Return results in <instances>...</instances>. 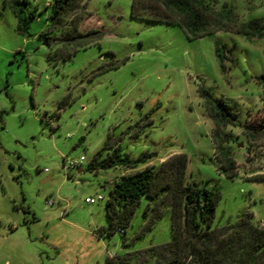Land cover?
Returning a JSON list of instances; mask_svg holds the SVG:
<instances>
[{"label": "rangeland", "instance_id": "rangeland-1", "mask_svg": "<svg viewBox=\"0 0 264 264\" xmlns=\"http://www.w3.org/2000/svg\"><path fill=\"white\" fill-rule=\"evenodd\" d=\"M26 1L25 13L35 15L21 34L13 7L0 0V264H108L110 254L171 240V198L142 236L135 237L151 214L148 197L126 228L127 243L117 231L96 234L108 226L109 179L119 168L95 172L86 165L108 140L132 158L155 151L149 165L185 153L186 178L221 192L212 228L244 212L264 227V180L256 179L264 176V88L257 78L264 76V37L221 30L189 39L178 25L135 17L132 0H81L79 29L103 36L65 57L41 35L52 0ZM203 1L215 10L231 6L240 22H264V0ZM153 4L146 0L148 14L160 10ZM216 43L229 49L223 66ZM201 89L236 113V125L219 129L229 136L223 145L235 162L232 177L216 159ZM244 124L253 128L246 132ZM98 194L104 198L85 202ZM130 264L156 259L133 257Z\"/></svg>", "mask_w": 264, "mask_h": 264}, {"label": "trees", "instance_id": "trees-1", "mask_svg": "<svg viewBox=\"0 0 264 264\" xmlns=\"http://www.w3.org/2000/svg\"><path fill=\"white\" fill-rule=\"evenodd\" d=\"M7 2L16 13L17 31L25 34L34 18V11L25 13L22 4L26 0ZM80 5L81 0H52L48 24L41 31L44 43L58 45L65 57L80 47L98 42L103 36L99 29L92 28L86 32L79 29L85 15L79 13ZM153 5L155 9L159 6L160 10L148 14L152 6H146V0H132L131 12L140 19L178 25L189 39L221 30L234 31L248 38L264 37L263 21L253 18L240 22L233 8L227 4L221 10H215L203 0H154ZM216 44L215 53L223 66L229 49ZM257 78L264 88V76ZM200 94L215 126L212 139L218 149L216 159L223 173L232 177L236 174L235 162L230 149L223 145L229 136L221 134L219 129L236 125V113L223 99L212 96L206 89H201ZM242 127L246 132L253 128L251 124ZM155 154V151H143L132 158L122 153L119 145L108 140L86 165V169L95 172L115 167L126 170L115 178L109 190L104 206L109 222L108 226L96 227L99 237H109L121 228L123 233H118L127 243L126 228L141 199L148 197L151 202L146 204L145 212L151 210V214L135 237L144 235L163 214L166 199L171 198V240L139 252L110 254L106 263L130 264L133 257H154L156 264H264V227L254 222L252 214L241 213L235 223L212 228L216 203L221 197L219 188L186 178L188 159L185 153H173L158 165H149ZM256 179L264 180V176Z\"/></svg>", "mask_w": 264, "mask_h": 264}, {"label": "built area", "instance_id": "built-area-1", "mask_svg": "<svg viewBox=\"0 0 264 264\" xmlns=\"http://www.w3.org/2000/svg\"><path fill=\"white\" fill-rule=\"evenodd\" d=\"M83 160H84L83 156H80V158L78 160L70 159L68 165H69L70 168L77 167V166H79L81 164V162ZM103 198L104 197L101 194H98L95 197H86L85 198V202H87L88 204H92V203L96 202L97 200H101ZM47 203L49 205H53L54 202L52 200H47ZM123 231L124 230L121 229V228L118 229V232H120V233H123Z\"/></svg>", "mask_w": 264, "mask_h": 264}, {"label": "crops", "instance_id": "crops-1", "mask_svg": "<svg viewBox=\"0 0 264 264\" xmlns=\"http://www.w3.org/2000/svg\"><path fill=\"white\" fill-rule=\"evenodd\" d=\"M163 159H164V158H160L159 161L161 162V161H163ZM77 167H78V166H77ZM115 168H117V167H115ZM118 168H119V167H118ZM78 170L81 171L80 168H78ZM118 172H119V173H118L117 175H115L116 173H114V176H113V177H111V175H110L111 178H110L109 180H110L111 183L115 180V178H116L119 174H122V173L126 172V170H124V169H122V168H119V171H118ZM105 181H107V179H105ZM105 181H104V182H105ZM111 186H112V184H111ZM110 188H111V187H110ZM86 197H89V196H86Z\"/></svg>", "mask_w": 264, "mask_h": 264}]
</instances>
